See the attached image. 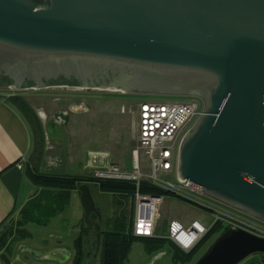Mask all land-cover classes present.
<instances>
[{"label": "water", "instance_id": "water-1", "mask_svg": "<svg viewBox=\"0 0 264 264\" xmlns=\"http://www.w3.org/2000/svg\"><path fill=\"white\" fill-rule=\"evenodd\" d=\"M0 78L16 92L63 80L82 90L200 98L203 113L180 143L177 177L264 224V0H0ZM77 192L84 229L99 238L90 188ZM23 253L56 264L71 256L18 244L0 264H27ZM254 255L264 256L263 239L225 230L195 264H242Z\"/></svg>", "mask_w": 264, "mask_h": 264}, {"label": "rangeland", "instance_id": "rangeland-1", "mask_svg": "<svg viewBox=\"0 0 264 264\" xmlns=\"http://www.w3.org/2000/svg\"><path fill=\"white\" fill-rule=\"evenodd\" d=\"M50 87L53 88L37 91L35 92L36 94L28 92L27 96L30 98H42L41 106L44 110L47 109L46 104L49 103V98L56 96L54 92L72 95V98H77L84 104V106L82 105L79 108L78 113L67 116L69 124L66 127L52 123L51 125L49 124L45 131L47 140L44 138V146L51 150L50 155L52 153L55 155V152H57L62 160L60 169L54 173L93 178V174L89 171L84 172L80 165L83 156L88 151L92 152L87 160L88 165L90 156L94 155V153L99 156H104L107 153L109 155V164L120 171L129 172L130 151L136 146L135 123L138 104L143 100V97L121 95L120 93H110L98 89L82 90L68 86ZM43 91L49 93H41ZM75 95L84 96L77 97ZM152 99L159 102H182L186 100V98L181 97H152ZM147 164L146 158L143 157L142 166L145 173L149 172ZM29 166L40 169V165L37 167L30 163ZM162 179L171 180L175 183V179H170V177L163 176ZM85 185L90 188L94 201H97L99 205L98 207L108 212V217H114L118 214L117 212L120 209L115 202L117 197L97 191L93 184ZM73 193L75 196L70 199L69 206L51 219L46 226L28 225L27 230L30 233V238L24 240L20 245L28 247L30 251L37 255L46 254L53 246L60 243L70 247V238L80 230L83 217L78 192ZM130 197L128 195V197H121L122 200L118 199L119 202L121 201V206L126 208L125 212L129 215V220H131L132 214ZM17 213L9 220L10 222H6L0 229V235L19 219ZM172 220L177 221L184 228L192 221H198L203 226L209 227L211 217L208 211L202 210L180 198L171 195L164 196L163 202L158 209L157 220V235L161 240L154 245H147L140 240H133L125 264H195L220 234L212 232L185 262L176 263L173 260L171 245L167 240H164L167 236V225ZM58 238H61V240ZM14 249H16V246ZM158 254H164V256L152 261ZM22 257L26 259L27 264H56L54 262L35 260L27 253H23ZM99 260L100 252H98L91 264H99Z\"/></svg>", "mask_w": 264, "mask_h": 264}, {"label": "built area", "instance_id": "built-area-1", "mask_svg": "<svg viewBox=\"0 0 264 264\" xmlns=\"http://www.w3.org/2000/svg\"><path fill=\"white\" fill-rule=\"evenodd\" d=\"M203 109L202 102L196 98L189 97L182 102H159L152 97H143L138 104L136 147L131 154L129 172L118 170L109 164L106 155L99 156L97 153L90 156L88 165L87 160L92 152L87 153L84 168L93 174V180L115 181L133 186L134 192L130 197L132 214L128 229L133 238L161 240L157 235V220L163 197L141 194L140 184L147 183L210 213L209 227L198 221H192L185 228L178 222H169L164 240L182 254L195 250L216 226L223 231L241 230L264 240V224L220 205L208 198L200 186L181 181L177 177L180 143L201 117ZM38 116L44 118L41 113ZM66 117V112L58 114L53 119L54 124L63 125ZM143 157L148 162V173L143 170ZM163 176L175 179V183L162 179Z\"/></svg>", "mask_w": 264, "mask_h": 264}, {"label": "trees", "instance_id": "trees-1", "mask_svg": "<svg viewBox=\"0 0 264 264\" xmlns=\"http://www.w3.org/2000/svg\"><path fill=\"white\" fill-rule=\"evenodd\" d=\"M23 108L26 116L32 119V113L27 105L23 102L19 104ZM38 136L35 142L34 157L39 161L42 157V134L37 130ZM33 165V164H32ZM28 179L30 180L35 194L20 208L17 215L19 219L14 225L11 224L9 228L0 235V254L5 253L9 257L14 253V247L22 243L24 240L30 238V233L27 230L28 225L46 226L51 219L63 212L70 203L71 194L77 191L80 185L93 184L95 189L104 193H108L117 197L116 204L119 206V212L114 217L104 219V237L102 241V248L100 253L99 264H125L130 252L131 242L133 240H140L147 245H154L159 240L139 239L133 238L129 234V215H127L126 208L122 207L121 197L131 196L134 188L131 184L121 183L115 181L97 182L92 178L76 175H59L41 173L34 167L28 168ZM139 192L144 195L151 196H167L168 193L155 188L147 183L140 184ZM78 194V193H77ZM9 221V220H8ZM10 222V221H9ZM223 232L221 227H214L198 245V247L206 240L212 233ZM76 256L73 264L82 263V239L78 238L76 241ZM173 251L174 262H185L196 250L189 254H182L171 248ZM264 261V256H260Z\"/></svg>", "mask_w": 264, "mask_h": 264}, {"label": "crops", "instance_id": "crops-1", "mask_svg": "<svg viewBox=\"0 0 264 264\" xmlns=\"http://www.w3.org/2000/svg\"><path fill=\"white\" fill-rule=\"evenodd\" d=\"M28 92L30 94H36L26 89L13 92L7 89L6 86L0 87V229L34 194L35 190L27 175L30 163L37 167L40 165L39 170H41V173L55 174L54 172L60 169L62 160L58 153L55 152V155L52 153V156L50 155L51 150L44 146L45 131L49 124H54L53 119L58 114L66 112L67 116H70L71 114L78 113L79 108L82 105L84 106L83 102H80L77 98H72V95L54 92L56 96L49 98V103L46 104L47 109L44 110L41 106L42 98H30L27 96L29 94ZM45 92L43 91L41 93ZM21 102L27 105L33 115V121L26 116V113L23 111L24 109L19 107ZM38 113L43 114L44 118H40ZM68 124L69 119L66 117L62 126L66 127ZM37 130L42 134L43 144V155L39 161L34 157L35 142L38 137L36 135L38 133ZM136 131L137 128L135 135H137ZM45 139L47 140V138ZM135 147L130 151V159ZM88 152L85 153V156H83L80 162L81 169L84 172L87 171L84 168V164ZM105 155L107 157L109 156L107 153ZM73 196H75L74 193H72L71 198ZM151 240L155 241L157 239ZM59 247H62V244L61 246H53L52 248ZM21 258L23 261L26 260L23 257ZM242 264H264V261L260 256H252Z\"/></svg>", "mask_w": 264, "mask_h": 264}, {"label": "flooded vegetation", "instance_id": "flooded-vegetation-1", "mask_svg": "<svg viewBox=\"0 0 264 264\" xmlns=\"http://www.w3.org/2000/svg\"><path fill=\"white\" fill-rule=\"evenodd\" d=\"M7 81L4 80L3 78H0V87H2V85H6V84H9V83H6ZM28 81H25L24 84L25 85H28ZM50 83H53V84H64V86H75L73 83L71 82H66L63 81V80H56V81H50ZM7 89H9L10 85H6ZM71 88H74V87H71ZM191 98H196L197 100H201L200 98L198 97H191ZM201 102V101H200ZM96 202V206L98 207V203L97 201ZM100 209V214H101V222L99 223L97 221V218L95 215H92L90 216V219L94 222H96L99 227H100V237L99 238H96L95 234L92 233V232H89L88 230H85L84 229V226H83V217H82V222H81V228L80 230L77 231V233L72 236L70 238V247L68 246H65V245H62V247H59V248H66V249H69L70 252H71V256L69 258V260L67 261L66 264H73V261H74V258L76 256V241L78 238H81L82 239V263L81 264H91L94 259L96 258L98 252L101 253V248H102V241H103V237H104V219L107 217L106 216V211H103L101 210V208L99 207ZM56 246H61V243L60 244H57ZM51 249H54V248H51ZM10 258H12L10 256Z\"/></svg>", "mask_w": 264, "mask_h": 264}]
</instances>
